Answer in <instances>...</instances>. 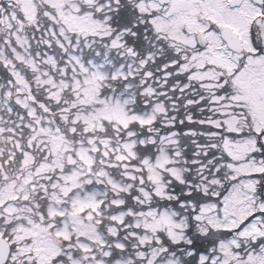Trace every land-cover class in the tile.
<instances>
[{
    "label": "snow or ice",
    "instance_id": "1",
    "mask_svg": "<svg viewBox=\"0 0 264 264\" xmlns=\"http://www.w3.org/2000/svg\"><path fill=\"white\" fill-rule=\"evenodd\" d=\"M0 264H264V0H0Z\"/></svg>",
    "mask_w": 264,
    "mask_h": 264
}]
</instances>
